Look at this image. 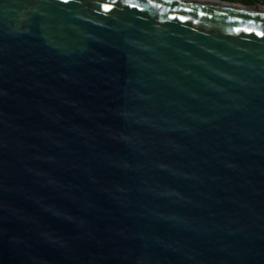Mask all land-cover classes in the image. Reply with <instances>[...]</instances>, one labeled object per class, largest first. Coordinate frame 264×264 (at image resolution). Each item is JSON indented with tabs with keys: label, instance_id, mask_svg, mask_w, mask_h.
<instances>
[{
	"label": "water",
	"instance_id": "water-1",
	"mask_svg": "<svg viewBox=\"0 0 264 264\" xmlns=\"http://www.w3.org/2000/svg\"><path fill=\"white\" fill-rule=\"evenodd\" d=\"M0 264H264V0H0Z\"/></svg>",
	"mask_w": 264,
	"mask_h": 264
},
{
	"label": "crops",
	"instance_id": "crops-1",
	"mask_svg": "<svg viewBox=\"0 0 264 264\" xmlns=\"http://www.w3.org/2000/svg\"><path fill=\"white\" fill-rule=\"evenodd\" d=\"M242 1H251V0H242Z\"/></svg>",
	"mask_w": 264,
	"mask_h": 264
}]
</instances>
